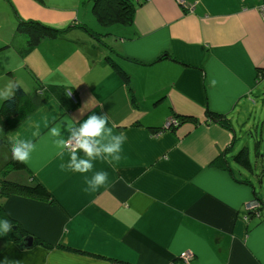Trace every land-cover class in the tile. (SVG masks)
<instances>
[{"label":"crops","instance_id":"obj_1","mask_svg":"<svg viewBox=\"0 0 264 264\" xmlns=\"http://www.w3.org/2000/svg\"><path fill=\"white\" fill-rule=\"evenodd\" d=\"M26 1L30 19L16 13L17 23L70 30L22 56L13 46L22 48L24 35L14 43L0 38V89L11 82L26 94L14 123L0 128V180L37 183L51 197L2 200L5 217L33 245L21 249L8 233L0 237V261L47 264L51 255L72 264H264V216L247 209L253 177L264 202V171L255 175L232 159L264 79L263 0H132L131 25L99 24L92 0ZM92 113L107 115L112 133L126 140L119 161L94 160L92 172L81 174L66 168L69 154L58 155L49 129L61 125L67 139V125ZM208 113L225 115L229 126ZM178 115L195 120L154 135ZM29 119L40 136L31 137ZM17 132L36 144L21 170L8 167L9 136ZM96 171L108 172V183L85 192V177ZM184 252L193 254L189 263Z\"/></svg>","mask_w":264,"mask_h":264},{"label":"clouds","instance_id":"obj_2","mask_svg":"<svg viewBox=\"0 0 264 264\" xmlns=\"http://www.w3.org/2000/svg\"><path fill=\"white\" fill-rule=\"evenodd\" d=\"M18 86L9 82L4 88L0 89V106L4 101H11L16 94ZM83 108L80 109L83 115ZM47 123V121H45ZM107 115H88L79 124L72 123L67 125L65 131L69 133L65 139L61 132V125L50 127L49 136L53 138L55 147L59 150L58 155H63L67 150L69 158L66 168L81 174L92 172L93 161L121 159L122 145L126 140L124 133L113 134L108 126ZM27 130L31 137L40 136V125L29 119L27 121ZM11 156L19 162H28L36 149V144L30 138H25L19 132L9 136ZM83 153V156H79ZM65 168V164H61ZM109 173L106 171H96L88 179L85 177L84 183L88 185L83 190L85 192H94L100 186L108 183ZM252 202V201H251ZM13 229V222L5 216H0V237H4ZM0 264H18L16 261L7 259L0 261ZM47 264H72V261H61L60 258L49 256Z\"/></svg>","mask_w":264,"mask_h":264},{"label":"trees","instance_id":"obj_3","mask_svg":"<svg viewBox=\"0 0 264 264\" xmlns=\"http://www.w3.org/2000/svg\"><path fill=\"white\" fill-rule=\"evenodd\" d=\"M92 12L94 16L97 18L99 24L108 25L110 23H119L122 25H131L133 21V16L135 12V4L132 0H92ZM70 30V27H67L64 30L61 29H54L48 26H45L39 22L34 21H18L17 25V32L20 35H24L25 37V43L22 48L15 47L13 48L18 52V54L25 55L30 50H32L34 47H36L42 40L44 39H55L65 32ZM10 45H5L1 48L8 49L10 48ZM113 68L117 71V74L124 80L127 81L128 77L121 71L117 65L112 64ZM18 86V89L16 91L15 96L11 101H4L3 105L0 106V128L6 132L11 125V123H14V121H11V117L14 116L19 109V101L21 99H24L26 97V94L23 92L21 87ZM208 117L214 121L217 122L219 125L227 127L229 126V121L225 115L222 114H215V113H208ZM187 119L195 120L191 116H182L178 115L176 117L177 125L169 127V130H174L181 122ZM164 127L161 129H158V131H163ZM158 131H155L158 132ZM5 143V139H0V146ZM256 156L260 155L259 149H258V143L255 150ZM233 162L252 172L254 170L252 163L250 161V153L247 147H242L236 152L233 157ZM10 169L14 170H21L24 166L22 162L16 161L12 159L8 165ZM23 194V195H29L34 196L36 198L41 199H48L50 200L51 197L47 193V191L40 185V184H34V185H21L17 183H13L7 180H0V216H5L2 207L1 202L3 199H5L7 196L11 194ZM254 200L258 203V208L252 211H249L250 214H257V215H263L264 210V202L258 198L257 193L254 190ZM14 230H12L10 233V238L13 240V242L19 246L21 245V242L25 238L24 236L18 234L20 228L15 226L13 227ZM24 237V238H23ZM28 237V236H26ZM40 245L45 246L48 248L47 245H44V243H39ZM69 249V248H67ZM117 264H123L119 262H113Z\"/></svg>","mask_w":264,"mask_h":264},{"label":"rangeland","instance_id":"obj_4","mask_svg":"<svg viewBox=\"0 0 264 264\" xmlns=\"http://www.w3.org/2000/svg\"><path fill=\"white\" fill-rule=\"evenodd\" d=\"M17 2L18 6H20V10L12 0H0V38H6L10 43L16 42L19 36V33L17 32L18 23L15 14L17 13L22 19H30L27 18V16L30 14L32 5L26 0H18ZM22 14H25L24 18L22 17ZM251 103L252 108L250 109V112L252 111V113L247 117L249 126L245 127V133L239 138L238 141L241 142V145L239 143L237 150L246 146L248 143L250 161L254 168L253 173L255 175H261L264 171V79L261 81L258 91L253 95ZM235 129L239 132L240 136V133L242 134V132L236 125ZM164 130H169V128H164ZM257 143L260 152L259 156H256L255 154ZM253 183L255 184L254 187L256 188V192L260 194L258 179L253 177Z\"/></svg>","mask_w":264,"mask_h":264},{"label":"built area","instance_id":"obj_5","mask_svg":"<svg viewBox=\"0 0 264 264\" xmlns=\"http://www.w3.org/2000/svg\"><path fill=\"white\" fill-rule=\"evenodd\" d=\"M181 4H183L182 1H180ZM257 11L259 12V15L262 19V21L264 22V0L262 1V3L258 6V9ZM65 94L67 95V97L70 99V101L73 103V104H76V98L74 96V94L70 91V90H67L65 91ZM177 125V121L175 119H168L166 122H165V125H164V128L165 129H168L169 127H172V126H176ZM161 134V131H158L156 132L154 135L155 136H159ZM258 203L256 201H252L250 203L247 204V209L249 211H252V210H255L258 208ZM180 258L181 260L184 262V263H189L192 258H193V254L190 253V252H184V253H181L180 255ZM112 264H117V263H112Z\"/></svg>","mask_w":264,"mask_h":264},{"label":"water","instance_id":"obj_6","mask_svg":"<svg viewBox=\"0 0 264 264\" xmlns=\"http://www.w3.org/2000/svg\"><path fill=\"white\" fill-rule=\"evenodd\" d=\"M33 245V238L31 236L25 237L21 242V249H29Z\"/></svg>","mask_w":264,"mask_h":264}]
</instances>
